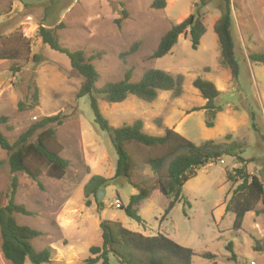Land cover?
I'll list each match as a JSON object with an SVG mask.
<instances>
[{"label": "rangeland", "instance_id": "obj_1", "mask_svg": "<svg viewBox=\"0 0 264 264\" xmlns=\"http://www.w3.org/2000/svg\"><path fill=\"white\" fill-rule=\"evenodd\" d=\"M205 1L202 6L201 0H167L165 9L156 10L153 0H54L52 4L50 0H0V50L19 53L17 60L0 61V132L12 144L44 117L66 115L61 126H53L62 146L61 156L69 162L65 176L51 179L44 171L40 188L26 174L17 173L15 201L31 214H16L15 218L18 224L42 232L33 246L37 251L54 249L48 264H86L90 247L102 244L100 223L105 219L143 235L163 234L193 249L192 264H264V196L245 215L239 232L233 229L234 214L226 211L234 187L227 173L234 165L235 169L243 166L234 158L223 157L224 164L219 160L199 168L165 218L169 198L153 194L140 202L137 208L143 225L115 206L116 199L127 206L137 194L124 178L105 185L102 208L92 197H85L84 187L92 176H113L118 156L108 133L94 121L89 97L77 98L82 78L71 70L67 58L50 50L39 35L40 27H46L54 30L63 47L83 50L88 57L101 53L93 60L100 76L97 87L122 80L128 70L131 82H138L149 69L183 75L179 98L161 92L151 103L134 96L116 104L99 99L101 113L113 127L141 120L148 134L161 136L165 128H172L196 145L206 140L222 143L231 135L244 146L242 156L250 161L246 170L264 184V65L248 59L250 53H264V0H231L237 80L220 65V44L214 31L223 0ZM196 6L201 7L206 27L199 47L194 50L190 38L181 35L167 55L152 58L162 36L195 13ZM198 77L214 82L221 91L215 104L222 111L212 128L205 124L202 108L206 101L192 84ZM35 88L37 105L32 99ZM157 118L162 120L160 128ZM132 150L139 159L149 154ZM8 157L0 147L2 205L12 177ZM133 178L139 184L157 180L142 163ZM230 244L232 251L227 248ZM1 246L0 233V264H9ZM206 252L216 258H203L201 254ZM232 254L236 261L230 260ZM110 263L118 264L113 257Z\"/></svg>", "mask_w": 264, "mask_h": 264}, {"label": "trees", "instance_id": "obj_2", "mask_svg": "<svg viewBox=\"0 0 264 264\" xmlns=\"http://www.w3.org/2000/svg\"><path fill=\"white\" fill-rule=\"evenodd\" d=\"M51 4L54 0H50ZM205 5L206 1L201 0ZM167 6V0H153L152 8L163 10ZM232 4L231 0H223L221 16L214 25V31L220 44V65L231 73L237 80L239 65L236 60L234 41L232 37ZM206 33L204 15L201 7L196 6V12L190 14L181 23L174 24L162 36L152 58L159 59L167 55L177 44L181 35L189 37L192 48L196 50L202 37ZM39 35L42 42L55 53L65 56L73 72L81 78V85L77 98L89 97L90 106L94 114V121L100 130L108 133L110 141L117 153V162L114 174L110 178L94 175L84 187L86 198L92 197L99 208L103 202H99L97 195L101 188L110 180L124 178L126 182L137 190L132 195L127 206H121V210L139 224L145 221L139 215L138 204L148 199L153 194H162L170 199L165 209V215L174 208L182 198L183 187L187 181L196 176L197 170L205 167L213 161L222 160L223 157L236 159L242 168L233 169L227 173V178L233 184V193L226 205V211L234 214L233 229L239 232L243 229L245 215L255 209V206L264 196V184L255 174H250L246 168L248 160L242 156L244 146L234 141L231 135H226L225 142L218 143L214 140H206L200 145L187 140L172 128H165L164 134L155 136L144 131V124L136 120L131 124L121 127H113L104 118L99 106V99L116 104L125 101L129 96H134L145 102H154L161 92H170L174 98L183 94L184 77L181 74L172 75L159 69H149L144 72L138 82H131L132 73L126 71L124 78L118 82L107 83L97 87L100 79L93 60L100 58L101 53L88 57L83 50H70L63 47L54 30L40 27ZM128 53H125V55ZM19 53L15 50H0V61L17 60ZM250 62L264 65V53H250ZM35 60L37 61L36 57ZM193 87L197 89L206 101L202 109L206 112V126H215L217 115L222 109L216 106L215 101L221 94L214 82L200 77L193 81ZM34 105L38 102V90L32 97ZM23 108V105H19ZM66 115L44 117L33 123L22 133L14 143H10L0 132V147L9 154L8 164L11 172V184L6 194L5 205L0 203V233L2 238L1 250L9 264H25L29 260L31 264H48L54 254V249L47 247L37 251L33 241L42 235V232L29 226L18 224L15 215H30L31 212L21 204H17L15 196L19 180L17 173H24L40 188V176L45 171L48 178L62 179L69 168L68 160L61 156L62 146L58 141L56 129L61 126ZM155 123L162 127V120L157 118ZM35 137V140H32ZM138 150H147L142 158H137ZM153 153V154H150ZM224 161V160H223ZM150 167L157 180L150 184H139L134 181V172L140 164ZM90 205V201H87ZM102 244L92 246L89 249L90 257L86 264H111L113 257L118 264H192L195 252L191 248L184 247L163 234L143 235L125 228L121 223L112 220H102L100 223ZM227 248L232 251V245ZM205 259L214 260L212 253L201 254ZM230 260L236 261V255L232 254Z\"/></svg>", "mask_w": 264, "mask_h": 264}, {"label": "water", "instance_id": "obj_3", "mask_svg": "<svg viewBox=\"0 0 264 264\" xmlns=\"http://www.w3.org/2000/svg\"><path fill=\"white\" fill-rule=\"evenodd\" d=\"M105 193H106V191H105L104 188H101V189L99 190V193H98V195H97V198H98V201H99V202H102V201H103V199H104V197H105Z\"/></svg>", "mask_w": 264, "mask_h": 264}, {"label": "built area", "instance_id": "obj_4", "mask_svg": "<svg viewBox=\"0 0 264 264\" xmlns=\"http://www.w3.org/2000/svg\"><path fill=\"white\" fill-rule=\"evenodd\" d=\"M219 162L222 163V164H224V161L223 160H220ZM232 168L235 169L236 168V165H234ZM115 206H116L117 209H120L121 208L122 203H121L120 199H116L115 200Z\"/></svg>", "mask_w": 264, "mask_h": 264}]
</instances>
